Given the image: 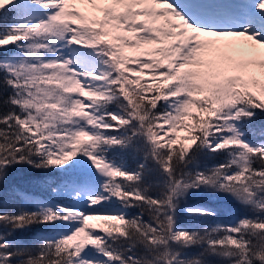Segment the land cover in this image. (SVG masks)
<instances>
[{"label":"snow or ice","instance_id":"obj_1","mask_svg":"<svg viewBox=\"0 0 264 264\" xmlns=\"http://www.w3.org/2000/svg\"><path fill=\"white\" fill-rule=\"evenodd\" d=\"M260 116L264 0H0V264H264Z\"/></svg>","mask_w":264,"mask_h":264},{"label":"trees","instance_id":"obj_2","mask_svg":"<svg viewBox=\"0 0 264 264\" xmlns=\"http://www.w3.org/2000/svg\"><path fill=\"white\" fill-rule=\"evenodd\" d=\"M246 131L248 133V136L252 138L253 142H257L260 139H264V135H261L262 132H264V116L258 117L255 121H253L251 124H249L246 128ZM126 163L129 166H134V161L131 157H126ZM223 159L222 156H205L202 158L201 166L207 165L211 167L213 164L220 162ZM26 171L22 169H17L13 174V182L15 184L17 195H13L9 197L8 207L10 208H18V207H24V208H30L32 207V204L28 199H25V197H32V198H47V197H54V194L50 191L47 187H40L35 185L34 183H31L28 179H26ZM53 177L57 178L58 182V173H51L50 174ZM187 203L193 204V203H200L204 204L208 207H211L215 209L217 215L215 217H201L195 220L191 219H183L182 223L187 225L192 224H215L217 222H235L236 218L239 216L245 214L247 211L243 208L242 205H240L236 201L232 200H222L218 198L208 197V196H202L198 194H191L188 197ZM250 214V213H248ZM199 248H192L188 250V256L193 257L196 256L199 253ZM136 254L138 256H141L144 254V250L142 248H138L136 250ZM214 262V264H227L226 261H224L222 258L214 257L211 258Z\"/></svg>","mask_w":264,"mask_h":264},{"label":"rangeland","instance_id":"obj_3","mask_svg":"<svg viewBox=\"0 0 264 264\" xmlns=\"http://www.w3.org/2000/svg\"><path fill=\"white\" fill-rule=\"evenodd\" d=\"M78 7H81V8H84L85 6H82V5H77Z\"/></svg>","mask_w":264,"mask_h":264}]
</instances>
